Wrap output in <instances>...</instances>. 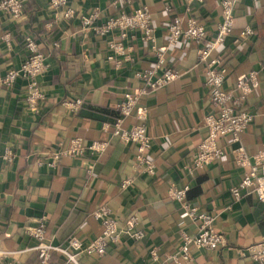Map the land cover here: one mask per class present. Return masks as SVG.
<instances>
[{"label":"crops","instance_id":"crops-1","mask_svg":"<svg viewBox=\"0 0 264 264\" xmlns=\"http://www.w3.org/2000/svg\"><path fill=\"white\" fill-rule=\"evenodd\" d=\"M49 2L28 0L21 19L0 20V76L29 57L26 35L40 44L51 63L38 77L45 93L38 109L26 99L25 77L18 78L14 86L0 85V147L11 145L16 152L12 161L0 160V247L12 252L0 257V264L12 259L38 264L33 249L38 241L27 229L42 217H46L47 237L55 244L65 245L72 236L83 242L96 239L103 224L94 211L101 205L111 207L121 224L137 215L145 237L123 236L105 255L82 254V264H151V249L173 253L182 232L198 228L182 204L168 197L171 182L190 186L188 197L200 210L216 215L215 227L227 240L218 249L193 248L187 264H253L246 249L264 239V203L253 189H242L239 197L232 189L248 171L236 164L234 149L242 145L255 154L264 145V0H235L236 26L210 54L222 61L226 89L248 77L251 70L259 71L260 85L247 98L254 120L240 142H232L229 135L222 138L219 144L225 154L193 178L185 165L204 138L205 116L213 110L198 52L217 33L221 0L192 5L191 13L208 31L205 41L182 38L167 49L168 25L174 15L187 14L185 0H134L129 7L116 5L115 0H69L79 13L74 18L64 17L63 9L53 10ZM168 5L171 11L165 9ZM139 6H147L152 13L155 42L141 34L129 37L123 40L126 54L115 59L109 55L114 53L110 44L119 39L116 31L102 37L82 27L81 16L95 7L105 20L122 9ZM246 26L254 33L242 37ZM7 33L11 34L8 39L4 37ZM154 46L164 50L167 66L179 75L140 99L139 106L148 109L149 157L157 167L156 175L146 176L136 170L133 142L122 140L103 125L117 123L123 117L118 105L124 95L144 85L136 73L155 63ZM77 99L82 103L73 109L68 103ZM138 122L135 110L124 117L123 125ZM75 137L86 144L108 141L109 146L99 155L90 150L82 156L62 155L56 165H49L52 153L67 147ZM131 176L134 182L122 189L121 181ZM62 262L63 257L54 254L50 264Z\"/></svg>","mask_w":264,"mask_h":264},{"label":"built area","instance_id":"built-area-1","mask_svg":"<svg viewBox=\"0 0 264 264\" xmlns=\"http://www.w3.org/2000/svg\"><path fill=\"white\" fill-rule=\"evenodd\" d=\"M28 0H0V20L2 17H9L14 20L21 19L25 13V6ZM49 5L53 10H62L64 17L74 18L79 15L78 10L70 5L69 0H49ZM134 0H115L114 4L129 7ZM185 16L174 15L168 25V37L165 49L178 43L182 38L204 40L208 38V31L192 12L194 3H202L204 0H185ZM222 21L217 27L215 37L209 41L198 52L200 63L205 65V84L209 89L212 109L204 120L206 134L194 150L192 160L185 165L190 178L196 177L198 171L205 170L207 166L220 159L225 154V149L219 141L231 136L232 142H240L241 134L249 128L254 120V113L247 107V98L254 89L260 85L257 69L248 73V77L236 80L232 88H224L226 80V70L222 61L218 57H210L213 49L221 44L225 37L229 35L236 26L237 16L235 13V0H221ZM171 11V5L165 7ZM101 12L98 7L90 10L81 16L82 27L86 30H93L97 34H110L114 31L118 33V40L110 44L114 53L109 55L110 59H115L116 55H125L126 47L123 40L129 37L137 38L141 34L142 38L148 42H155V28L152 20V13L147 6H139L131 10L122 9L117 13L101 20ZM254 33L251 26H246L241 31L242 37L250 36ZM11 34L4 35L6 39ZM25 46L29 50V57L19 67L9 69L0 76V85L14 86L18 78L25 77L28 80L26 99L33 109H38L39 102L45 97V93L40 86L38 77L51 67L48 55L41 50L40 44L31 36H25ZM55 45H58L55 42ZM156 61L150 66L136 73V76L144 81V85L135 91H129L124 95V99L119 103V108L123 117L117 123L110 125L105 123L104 129H111L114 135L122 140L135 145L136 149V170L146 176H154L157 173L155 162L149 157L152 146V139L147 130L146 120L148 109L139 106L142 94L156 91L172 82L178 75V71L167 66L164 50L155 46ZM117 66L120 60L116 61ZM82 103L81 99L69 102V106L77 109ZM137 110L139 122L126 127L123 125L124 117L131 115ZM109 146L108 141L94 140L86 144L82 138L71 139L67 147H59L53 153L49 165H56L62 155L82 156L87 150L92 154H100ZM235 162L237 165L248 167V171L240 183L232 191L236 197L240 196L242 189H253L260 201L264 203V145L255 154H249L246 149L239 145L234 149ZM16 156L15 148L11 145L0 147V160L12 161ZM134 182V179L127 177L120 183L122 189H126ZM190 186L185 184L179 186L171 182L168 189V197L178 200L190 218L197 223L194 232L183 231L181 243L173 253H160L158 248L150 251L151 264H187L192 260L193 248L218 249L226 246L227 240L223 233L215 227L216 215L211 212L202 211L198 205L188 197ZM94 216L103 224L102 233L89 242H83L76 236L69 238L67 244L58 245L50 241L47 237L46 217H42L38 223L27 229V232L37 239V244L33 249L37 252L38 264H50L54 254L63 257L62 264H82L81 255H105L112 244L122 241L123 236L134 240H141L145 237L144 230L138 228L139 217L131 215L128 220L121 224L114 215L111 207L101 205L94 211ZM246 254L253 264H264V239L247 247ZM0 247V257L11 254ZM8 264H31L27 261L12 259Z\"/></svg>","mask_w":264,"mask_h":264},{"label":"trees","instance_id":"trees-1","mask_svg":"<svg viewBox=\"0 0 264 264\" xmlns=\"http://www.w3.org/2000/svg\"><path fill=\"white\" fill-rule=\"evenodd\" d=\"M49 57V56H48ZM53 258V257H52Z\"/></svg>","mask_w":264,"mask_h":264}]
</instances>
